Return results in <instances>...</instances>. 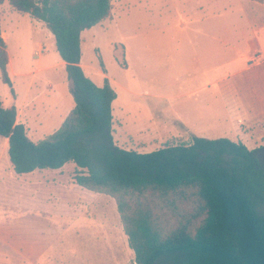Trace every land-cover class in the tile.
I'll use <instances>...</instances> for the list:
<instances>
[{
	"label": "rangeland",
	"instance_id": "374dc122",
	"mask_svg": "<svg viewBox=\"0 0 264 264\" xmlns=\"http://www.w3.org/2000/svg\"><path fill=\"white\" fill-rule=\"evenodd\" d=\"M206 2L112 0V16L82 32L86 76L98 86L108 78L117 93L118 146L149 152L189 143L194 134L236 140L238 128L249 130L245 122L264 118V0ZM0 25L16 80L13 97L0 72V99L17 107V122L32 139L40 130L49 135L72 108L55 37L8 0L0 4ZM190 69L200 76L186 78ZM220 75L232 86L238 124L214 84ZM257 125L264 132V119ZM4 141L0 136V264H135L112 197L79 186L73 162L37 172L42 182L30 187L13 173ZM157 204L172 226L198 206L192 200Z\"/></svg>",
	"mask_w": 264,
	"mask_h": 264
},
{
	"label": "trees",
	"instance_id": "16d2710c",
	"mask_svg": "<svg viewBox=\"0 0 264 264\" xmlns=\"http://www.w3.org/2000/svg\"><path fill=\"white\" fill-rule=\"evenodd\" d=\"M8 1L54 35L74 101L60 127L33 142L17 122V108L0 99V136L8 139L14 171L75 163L79 186L116 201L135 264H264V147L197 136L146 153L118 146L112 132L117 93L108 78L98 86L81 66L82 32L112 16V0ZM9 55L0 25L1 79L14 95ZM178 200L198 206L172 226L157 201Z\"/></svg>",
	"mask_w": 264,
	"mask_h": 264
},
{
	"label": "crops",
	"instance_id": "0c3cea01",
	"mask_svg": "<svg viewBox=\"0 0 264 264\" xmlns=\"http://www.w3.org/2000/svg\"><path fill=\"white\" fill-rule=\"evenodd\" d=\"M207 5H211V4H215L216 6H220L222 7L221 5V0H207ZM3 34H5L3 31H2ZM9 53V52H8ZM9 60H10V55H9ZM64 62V61H63ZM64 65H65V62H64ZM82 66V65H81ZM11 67V60H10V63H9V68ZM66 70V69H65ZM205 72V71H203ZM67 73V72H66ZM186 78H188L189 80H191L192 78H196L198 76H200L198 74V72L196 70H189L186 74ZM14 77V76H13ZM68 79V78H67ZM12 80V84H13V90H14V95H12L13 97L15 96V90H16V83L15 81L16 80ZM213 82H209V84H204L205 87L207 86H210L212 85ZM68 84H69V95H70V99H71V107L73 108L74 107V101L73 100V96L70 92V87H71V82L68 80ZM218 87V91L220 93V96L221 98L225 100L226 102V107H227V110L230 114V116L232 117V119L234 121H236V115L239 114V106L236 105V103L232 102L233 100H231V97L233 95V89H232V86L230 83L227 82L226 86H224V79L223 77L220 75L219 76V79L218 80H215V83ZM15 86V87H14ZM58 87V86H57ZM56 86H54V89L56 88L57 92L58 91H61L62 88L61 86L57 88ZM3 103V102H2ZM4 106V105H3ZM15 106V105H13ZM16 107V106H15ZM7 108V107H6ZM17 108V107H16ZM71 108V109H72ZM113 108V107H112ZM71 111V110H70ZM69 114V113H68ZM242 119V118H241ZM263 118V116H257L255 118H252V119H249L248 122H245V125L248 126L247 128H249L248 131L244 130V127L242 125L241 128H238L237 129V137H236V140H233V141H241L242 143H244L249 149H256V148H259V147H264V132L261 130L259 131V129H263L261 128L260 126H258V122L261 121ZM113 120H114V117H113ZM242 121H244L242 119ZM236 123L238 124V122L236 121ZM25 126V125H24ZM26 128V127H25ZM58 129V128H57ZM43 132L44 130H40L38 133H37V137L36 139H32L29 134L27 133V128H26V133H27V136L30 138L31 141L33 142H38L39 140L45 138L46 136L43 135ZM112 132H113V127H112ZM53 133V132H52ZM50 133V134H52ZM49 134V135H50ZM194 136H197L196 134H194ZM197 137H201V136H197ZM4 138V137H3ZM191 138V137H190ZM203 138H207V137H203ZM187 140L189 141V138H187ZM192 141V138L190 139ZM191 141L189 143H191ZM189 143H185V144H189ZM173 145H179V144H173ZM3 148L4 150H6L8 152V139L5 138V141H4V144H3ZM125 149V148H124ZM159 149V148H158ZM127 150H130V149H127ZM147 152V151H146ZM146 152H141V153H146ZM151 152V151H149ZM11 163V162H10ZM12 165V164H11ZM13 167V166H12ZM45 169H36L34 170L33 172H30V173H25V174H17L14 169H13V173L16 174L18 176V178H20L22 181L26 182L30 187H33V186H36V185H40L41 182H42V178L41 177H38L36 178L35 175L37 172L39 173H42ZM45 180V179H44Z\"/></svg>",
	"mask_w": 264,
	"mask_h": 264
},
{
	"label": "bare ground",
	"instance_id": "6f19581e",
	"mask_svg": "<svg viewBox=\"0 0 264 264\" xmlns=\"http://www.w3.org/2000/svg\"><path fill=\"white\" fill-rule=\"evenodd\" d=\"M3 37H4L5 40L7 39V35H6V34H3ZM4 139H5V138H4Z\"/></svg>",
	"mask_w": 264,
	"mask_h": 264
},
{
	"label": "built area",
	"instance_id": "2783aa9c",
	"mask_svg": "<svg viewBox=\"0 0 264 264\" xmlns=\"http://www.w3.org/2000/svg\"><path fill=\"white\" fill-rule=\"evenodd\" d=\"M241 122V121H240Z\"/></svg>",
	"mask_w": 264,
	"mask_h": 264
}]
</instances>
